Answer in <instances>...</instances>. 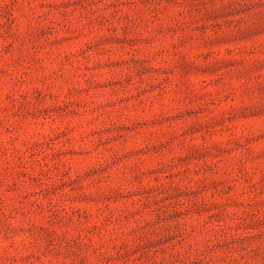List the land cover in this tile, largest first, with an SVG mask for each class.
<instances>
[{
  "label": "rangeland",
  "instance_id": "1",
  "mask_svg": "<svg viewBox=\"0 0 264 264\" xmlns=\"http://www.w3.org/2000/svg\"><path fill=\"white\" fill-rule=\"evenodd\" d=\"M0 264H264V0H0Z\"/></svg>",
  "mask_w": 264,
  "mask_h": 264
}]
</instances>
